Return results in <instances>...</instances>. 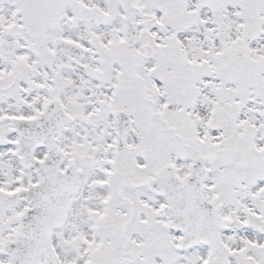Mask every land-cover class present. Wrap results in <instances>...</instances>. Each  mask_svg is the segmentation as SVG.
I'll use <instances>...</instances> for the list:
<instances>
[{
    "label": "snow or ice",
    "instance_id": "6c2138e0",
    "mask_svg": "<svg viewBox=\"0 0 264 264\" xmlns=\"http://www.w3.org/2000/svg\"><path fill=\"white\" fill-rule=\"evenodd\" d=\"M0 264H264V0H0Z\"/></svg>",
    "mask_w": 264,
    "mask_h": 264
}]
</instances>
